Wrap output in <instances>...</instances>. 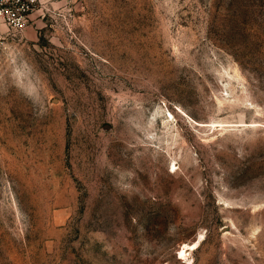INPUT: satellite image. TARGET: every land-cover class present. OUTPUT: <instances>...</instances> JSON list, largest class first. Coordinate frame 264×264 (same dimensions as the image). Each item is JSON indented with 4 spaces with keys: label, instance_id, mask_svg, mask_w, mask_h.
<instances>
[{
    "label": "rangeland",
    "instance_id": "374dc122",
    "mask_svg": "<svg viewBox=\"0 0 264 264\" xmlns=\"http://www.w3.org/2000/svg\"><path fill=\"white\" fill-rule=\"evenodd\" d=\"M0 264H264V0H37L0 47Z\"/></svg>",
    "mask_w": 264,
    "mask_h": 264
},
{
    "label": "built area",
    "instance_id": "2783aa9c",
    "mask_svg": "<svg viewBox=\"0 0 264 264\" xmlns=\"http://www.w3.org/2000/svg\"><path fill=\"white\" fill-rule=\"evenodd\" d=\"M37 0H0V47L7 35L19 34Z\"/></svg>",
    "mask_w": 264,
    "mask_h": 264
},
{
    "label": "bare ground",
    "instance_id": "6f19581e",
    "mask_svg": "<svg viewBox=\"0 0 264 264\" xmlns=\"http://www.w3.org/2000/svg\"><path fill=\"white\" fill-rule=\"evenodd\" d=\"M194 245H195V244L193 243V244L189 245L188 247H193ZM185 246H186V245H183V246L181 247V249L179 250V252H178V256H179V257H181V256L184 254Z\"/></svg>",
    "mask_w": 264,
    "mask_h": 264
}]
</instances>
